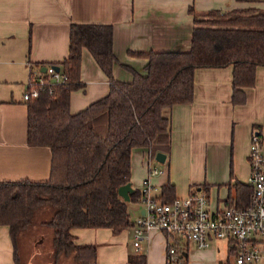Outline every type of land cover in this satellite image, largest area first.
<instances>
[{
	"label": "crops",
	"instance_id": "1",
	"mask_svg": "<svg viewBox=\"0 0 264 264\" xmlns=\"http://www.w3.org/2000/svg\"><path fill=\"white\" fill-rule=\"evenodd\" d=\"M243 7L264 8V0H0V180L40 181L50 176V147L28 143V110L23 95L31 74H37L41 64L68 57L72 23L113 25V49L118 59L113 74L128 82L132 72L125 66L144 72L147 61L131 52L190 49L195 26L190 8L203 14ZM80 77L83 86L70 95L72 113L110 91L108 76L87 48L82 51ZM232 79L231 65L195 70L193 100L166 110L172 120L170 153L163 169L155 165L162 172L150 174L155 154L149 148H133V189L141 190L149 178L159 194L170 181L176 196L177 191L204 192L210 208L216 210L226 205L229 184L249 183L252 131L257 129L264 137V66L257 67L255 84L245 89L243 104L231 101ZM143 210L141 203H129L132 220L137 221ZM71 233L77 244L97 246L96 264L167 262L168 237L161 230H152L139 249L134 245L133 227L119 233L109 227H74ZM21 236L19 232L16 261L10 226L0 225V264L21 263ZM51 236L53 239V233ZM184 247L186 264H230L225 241H215L208 248L187 242Z\"/></svg>",
	"mask_w": 264,
	"mask_h": 264
},
{
	"label": "trees",
	"instance_id": "2",
	"mask_svg": "<svg viewBox=\"0 0 264 264\" xmlns=\"http://www.w3.org/2000/svg\"><path fill=\"white\" fill-rule=\"evenodd\" d=\"M195 26L187 51L131 52L147 59L144 72L125 66L131 81L114 77L118 59L113 49L110 23H72L69 55L58 65L67 79L46 85L37 98L25 101L28 110V143L52 151L47 180H0V225H9L17 256L20 231L37 223L36 210L50 206L53 212L41 226L53 229V255L73 254L78 264H96L97 246L77 244L74 227H109L114 233L135 225L129 203H140L142 191L133 189L130 201L119 188L131 183V153L146 147L152 154L170 153L172 120L166 113L173 105L194 98L197 68L233 67L234 105L246 102L247 87L256 81V69L264 66V8L209 10L200 21L193 8ZM87 48L110 80L109 93L87 108L72 113L70 95L83 86L82 51ZM38 73L48 74L42 71ZM33 73V72H32ZM232 175V174H231ZM227 205L245 207L252 195L248 183L229 184ZM156 196L173 201L176 187L163 185ZM44 211V210H42ZM133 264V263H130ZM145 264V262H142Z\"/></svg>",
	"mask_w": 264,
	"mask_h": 264
},
{
	"label": "built area",
	"instance_id": "3",
	"mask_svg": "<svg viewBox=\"0 0 264 264\" xmlns=\"http://www.w3.org/2000/svg\"><path fill=\"white\" fill-rule=\"evenodd\" d=\"M44 73L31 74L24 101L37 98L46 85L62 84L66 73L48 64ZM151 160V159H150ZM250 164L249 184L252 186L250 202L245 207L235 204L212 210L206 193L192 190L184 198L171 202L160 200L149 178L144 180L140 203L144 213L133 226L134 245L148 238L152 230L167 233L166 264H186L185 243L198 248H208L215 241L227 242L229 258L235 264H258L264 261V137L254 129L248 154ZM150 174L162 172L157 166L149 167Z\"/></svg>",
	"mask_w": 264,
	"mask_h": 264
},
{
	"label": "rangeland",
	"instance_id": "4",
	"mask_svg": "<svg viewBox=\"0 0 264 264\" xmlns=\"http://www.w3.org/2000/svg\"><path fill=\"white\" fill-rule=\"evenodd\" d=\"M247 8V7H243ZM198 18L200 21L208 19L206 14H198ZM156 155V154H155ZM165 163H161L156 160V158L152 161V165H157L161 169L164 168ZM223 193V191H222ZM221 193V195H223ZM188 194V192H184L183 194L177 191V197H184ZM41 210L34 217V222L37 224L30 228L27 231H20V234H23L22 240L19 241V255L21 257L20 264H55L54 255H53V245H52V236L53 229L51 226H41L39 225V221L42 219H48L50 216V212H53V208L50 206H43L40 208ZM137 209L135 210V214H137ZM230 264H235L234 258L230 257ZM227 259V258H226ZM229 260V259H227ZM58 264H78L74 258L73 254L62 255L59 259ZM225 264H228L227 262ZM258 264H264V261H261Z\"/></svg>",
	"mask_w": 264,
	"mask_h": 264
},
{
	"label": "water",
	"instance_id": "5",
	"mask_svg": "<svg viewBox=\"0 0 264 264\" xmlns=\"http://www.w3.org/2000/svg\"><path fill=\"white\" fill-rule=\"evenodd\" d=\"M56 70H59V66H55ZM47 67L43 66L42 71H46ZM167 154L164 152H157L155 155V158L157 161L161 163H165ZM133 190L131 183H128L126 185H123L119 188V194L124 198L125 201H130V192ZM144 213V210H143Z\"/></svg>",
	"mask_w": 264,
	"mask_h": 264
}]
</instances>
